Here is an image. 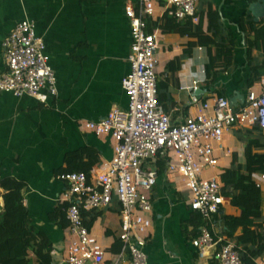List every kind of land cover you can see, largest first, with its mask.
<instances>
[{"label":"crops","instance_id":"1","mask_svg":"<svg viewBox=\"0 0 264 264\" xmlns=\"http://www.w3.org/2000/svg\"><path fill=\"white\" fill-rule=\"evenodd\" d=\"M154 1L155 12L148 21V31L158 37L159 99L174 123H183L199 114L200 106L192 103L193 95L202 104L220 97L240 108L249 91H263L264 18H255L252 5L256 3L198 0V22H182L181 27L190 23L193 28L181 35L166 28L168 0ZM138 2L0 0V72L5 70L4 40L21 21L29 20L45 44L57 79L58 96L49 97L45 104L31 96L0 93V179L24 184L23 203L31 226L36 234L47 238L54 264L64 258L72 241L66 206L60 201L66 185L59 176L69 173L64 172L68 170L67 155L76 153L79 160L75 167L89 169L94 177L102 173L103 166L114 156L115 142L110 137L85 133L80 122H99L114 109L128 108L122 85L131 71L132 37L126 7H137ZM249 22L261 30L258 40L252 35ZM223 49L231 53L230 64L221 54ZM212 53L219 57L217 66L221 72L217 78L207 73ZM256 70L261 72L260 80L249 86ZM195 83L198 90L193 92ZM253 129H228L224 150L217 153L219 165L204 177L222 181V176L232 168L234 155L245 169L247 140L251 136L247 130ZM263 177L262 173L253 177L262 192L261 218L253 230L264 235ZM152 199L153 227L146 247L151 264H219L215 255L225 243H234L241 250L257 248L239 240L243 237L242 229L229 238L226 218L241 214L232 206L230 196H226L225 205L213 222V234L220 245L206 254L192 245L201 227L197 229L192 224L197 213L190 208L185 182L169 178L165 172L159 174ZM0 201L3 204V199ZM85 222L100 245L112 254L121 234L119 204L114 201L107 209L86 213ZM255 263L264 264V254Z\"/></svg>","mask_w":264,"mask_h":264},{"label":"built area","instance_id":"2","mask_svg":"<svg viewBox=\"0 0 264 264\" xmlns=\"http://www.w3.org/2000/svg\"><path fill=\"white\" fill-rule=\"evenodd\" d=\"M167 15L177 22H198V0H168ZM155 1L139 0L126 7L131 25L130 74L122 85L128 96L126 110L114 109L99 122L82 121L80 128L97 137H110L114 156L102 173H63L59 179L66 190L61 196L72 241L58 264H151L146 253L153 227V192L163 164L167 177L182 179L190 193L189 205L203 226L192 245L206 254L220 245L213 222L226 202L219 178H205L219 165L225 132L235 126L260 128L264 132V89L249 91L246 101L235 108L226 98L215 97L200 106L196 116L174 123L159 101L158 37L148 31ZM5 70L0 72V93L31 96L45 104L58 96L56 75L50 66L44 42L36 26L21 21L3 42ZM197 83L193 92L197 91ZM264 178V177H263ZM120 206L122 250L114 258L90 231L84 214ZM24 204V203H23ZM219 264H242L239 247L225 243L215 255Z\"/></svg>","mask_w":264,"mask_h":264},{"label":"trees","instance_id":"3","mask_svg":"<svg viewBox=\"0 0 264 264\" xmlns=\"http://www.w3.org/2000/svg\"><path fill=\"white\" fill-rule=\"evenodd\" d=\"M262 0H250V3L261 2ZM166 28L170 32H177L181 35L188 34L193 26L181 23L175 19L165 16ZM252 35L258 40L261 30L255 23H248ZM245 27V20L242 21ZM151 32V31H150ZM226 57L228 64L231 63V53L223 49L222 53ZM218 54L210 55V65L208 66V76L217 78L220 69L217 66ZM221 69L224 67H220ZM219 72V73H218ZM261 72L254 71L249 86L260 80ZM160 88V87H159ZM161 103V98L159 99ZM259 136H255L254 134ZM250 136L246 147V168L243 169L238 164V156L234 155L232 168L222 176L224 185V195L231 197L232 206L241 211L239 217L226 218V225L230 231L229 238L242 229L243 237L240 241L247 242L257 248L241 250L242 264H256V258L264 254V235L257 230H253L255 222L261 218L262 192L253 180L257 173L264 174V132L260 128L248 131ZM263 150L262 153L257 152ZM79 157L76 153L67 155L65 162L68 170L64 172H83L89 174V169L75 167ZM159 174L164 173L163 164H159ZM24 184L14 179H0V264H54L51 246L47 238L42 234H36L31 226L29 213L23 204L22 192ZM232 191V192H231ZM86 214V213H85ZM84 214V218H85ZM197 221V223H196ZM196 228L203 226L201 216L197 214L195 221H192ZM122 250V243L117 241L112 248L113 257L116 258Z\"/></svg>","mask_w":264,"mask_h":264},{"label":"water","instance_id":"4","mask_svg":"<svg viewBox=\"0 0 264 264\" xmlns=\"http://www.w3.org/2000/svg\"><path fill=\"white\" fill-rule=\"evenodd\" d=\"M252 12L257 20L264 18V0L252 5ZM231 104L233 105V101Z\"/></svg>","mask_w":264,"mask_h":264}]
</instances>
